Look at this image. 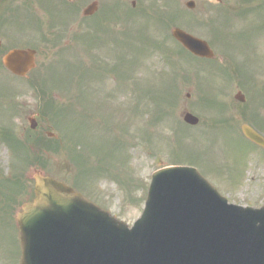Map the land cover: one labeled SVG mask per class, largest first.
I'll return each mask as SVG.
<instances>
[{"label":"rangeland","instance_id":"1","mask_svg":"<svg viewBox=\"0 0 264 264\" xmlns=\"http://www.w3.org/2000/svg\"><path fill=\"white\" fill-rule=\"evenodd\" d=\"M91 1L93 0L69 1L71 4L77 3L78 6L72 7L70 15L63 14L59 17L63 26V29L60 26L63 38L55 49L50 45L47 49L52 50L42 51L38 55L37 67L27 77L13 79L0 67V132L2 128H7L9 132L16 134L18 140L27 141L30 147L31 140L28 137L33 138L36 133L30 131L27 118L36 114L39 123L38 135H44L43 130L47 127L56 134L62 145L56 150L37 151L36 155L31 148L33 152L30 150V158L24 161L22 157L26 154V149L14 151L7 140L4 141L0 137V264L20 262L21 253L14 215L19 210V205L31 201L34 197L33 183L23 178L27 170L34 166H40L45 174L62 180L90 202L128 224H131L142 210L151 172L162 165L180 162L196 163L199 171L227 196L229 202L264 205V150L250 145L240 134L234 132L228 123L216 125V119L237 121L238 113L246 108L245 104L241 107L240 103L233 99L235 87L238 85L233 79L240 76L233 74L231 70L219 69L211 70L213 73L205 71L208 74H199L189 60L176 56H173L176 61L172 64L165 63V53L159 52L155 47L165 38L171 51L177 49L167 38L173 26L202 36L210 44L212 37L222 42L219 36L214 35L208 23L209 18L218 11L215 3L210 0H193L195 8L188 10L184 5L187 0H155L151 5L149 2L144 4L143 1L147 2L146 0L141 3L134 0V6H131L133 0H118L124 11L131 12L129 19H118L121 15L117 12L115 17L108 21L102 15L106 14L105 8L114 0H96L98 10L92 16L83 17L82 9ZM9 3L13 5V12H8L11 21L32 28L24 32L43 35L45 31V34H50L51 17L43 11L39 2L9 0ZM166 3L169 5L168 10L161 11L160 9L165 7L161 5ZM154 4H157L160 12L170 11L173 15L176 11L178 16L173 15L176 19L173 22L168 21V25H165L166 22L159 24L153 18H148L155 15L154 10L150 8ZM222 4L226 7L225 13L231 17L224 29L227 28L231 33L239 31L244 36H249L246 41L237 37L235 42H232V37L228 38L230 45L236 48L235 52L230 54V61L224 56L223 47L218 49L212 44L215 52L213 65L227 66L229 62L231 66L239 65V68L248 69L245 73L247 83L244 86L252 81L249 86L253 89L254 76L261 87V91L257 93L264 94V3L260 2L258 14L253 11L243 14L247 21L236 16V10H239L241 5L239 0H222ZM244 6H247V3ZM17 9L20 12H14ZM31 9L33 14L28 13ZM143 9L145 13L137 14ZM38 16L43 22L40 21L37 26L33 17ZM113 19H116V22H112ZM92 22L101 26L98 40L93 39L97 27ZM90 27L92 32L85 35L84 43L80 38V54H73V57L79 56L78 65L64 69L62 65L57 64L61 69L53 70L55 73H51L50 69L42 70V67L47 66L48 60L55 58L54 54L60 47L65 48L68 45L67 40L77 34L82 36ZM217 27L222 31L223 26ZM6 28L12 32L21 31L20 27L14 29L10 24L6 25ZM139 28V36L143 35L141 38H147L151 42L145 46L146 50H153L145 59L141 54L139 58L136 57L140 43L134 38L135 31ZM54 29L58 30L59 26ZM129 36L132 38L125 39ZM16 39L22 43L17 37ZM87 43H94L97 45L96 49L89 50ZM116 44L119 46L115 48ZM114 48L126 58L122 68L126 66V72H129V68L132 70L133 80L127 78L122 82V79L110 74L114 72L103 71L99 67L108 69L117 62ZM242 62L246 64L245 67L241 65ZM83 65L86 70L80 71L79 67ZM195 65L201 66L199 63ZM172 66H176L177 73H172ZM153 72H157L156 75ZM163 73H168L169 78L162 76ZM170 73L176 75L175 79L174 75L171 79ZM44 79L48 85L53 84L55 88L46 90L51 92L53 103L57 104L53 107H64L59 110L57 116L61 121L52 117L54 112L49 114L50 118L40 115L41 100L38 102V98L33 96L34 90L29 91L31 80L35 82ZM173 80L177 84L175 90H178V98L172 104L168 94L166 95L167 91L161 87L172 84ZM226 82L229 83L224 89ZM238 86L243 88L244 94H248L245 91L247 88ZM11 93L14 95L10 96ZM77 93L80 96L74 98ZM186 94H189V98H186ZM263 97L264 95H261L257 100L262 101ZM212 99L215 104L212 101L213 105L209 106L208 103ZM249 107L252 114H255L253 96L250 98ZM67 108L68 110H63ZM186 109L199 118L197 127L191 128L183 123L181 114ZM74 110L81 113L85 119L73 113ZM258 112L264 120V104L259 105ZM2 113L4 117L1 116ZM86 114H91L93 120ZM159 114L161 119L157 120ZM243 117L241 114L239 120L244 119ZM9 142L18 141L9 138ZM6 174L20 182L16 191L13 190L14 187L5 186L11 184L10 179L4 180L3 185L1 179H4ZM252 175V180H249Z\"/></svg>","mask_w":264,"mask_h":264},{"label":"water","instance_id":"2","mask_svg":"<svg viewBox=\"0 0 264 264\" xmlns=\"http://www.w3.org/2000/svg\"><path fill=\"white\" fill-rule=\"evenodd\" d=\"M188 6H192V3H188ZM95 9V4L92 3L84 10V14H90ZM172 35L193 54L212 56L204 41L178 29H174ZM32 55L28 50H13L3 58V63L14 74L25 75L33 67ZM184 120L189 124L197 123V118L189 113L184 116ZM242 129L248 139L264 147V140L260 136L246 127ZM157 175L153 176L150 195L156 188ZM30 177L34 180L35 199L32 203L23 204L22 213H17L15 217L22 250L21 264H77L72 241L63 229L66 220L73 219L75 224L71 227L80 234L81 221L97 218L103 227L105 224L101 215L114 223L116 221L64 184L44 175L41 170L32 169ZM170 177H167L162 191L156 189L154 192L157 205L169 201L180 203L178 216L181 225L166 227L170 236L165 239L164 246L170 255V264H264V221L258 218L261 216L264 220V208L255 211L257 216L254 217L249 210L228 207L229 212H222L224 215L221 216V221L215 218L212 219L214 222L206 219L220 229L209 226L205 230L202 227L205 225L201 226L200 221L204 217L199 216L198 210L202 200L195 202L194 190H190L184 183L172 181ZM64 193H72L73 196H64ZM204 201L206 204L210 203L206 199ZM204 208L210 211L211 208L214 209V203ZM172 213L176 214L177 210ZM47 231L48 236L45 238L43 233ZM92 234L95 235V232ZM121 237L133 249L137 247L138 234H125ZM185 244L190 245L192 254ZM39 245L44 250L40 257L36 253ZM175 247L179 248L177 254L173 251Z\"/></svg>","mask_w":264,"mask_h":264},{"label":"flooded vegetation","instance_id":"3","mask_svg":"<svg viewBox=\"0 0 264 264\" xmlns=\"http://www.w3.org/2000/svg\"><path fill=\"white\" fill-rule=\"evenodd\" d=\"M4 2L0 0V9L3 8ZM6 25L8 24H0V57L2 56L11 48H32L35 49V57H37L42 51L46 50H52V48L47 49L48 47H51L52 45L55 49V46L58 45L60 40L62 39V29L60 30V25L59 24H54L50 28V34L49 35H44L39 39L32 40L30 39L29 41H17L16 37L14 36V32L7 30ZM59 26V29L56 30L54 29L55 27ZM54 29V30H53ZM39 41V42H38ZM76 46V42H72L71 45H66V52H69L71 49H74ZM59 49L57 50V52ZM57 52L54 54L56 55ZM55 59L52 58L51 60H48V63H52ZM47 63V64H48ZM48 67V66H47ZM46 67H43L44 69ZM49 68V67H48Z\"/></svg>","mask_w":264,"mask_h":264},{"label":"trees","instance_id":"4","mask_svg":"<svg viewBox=\"0 0 264 264\" xmlns=\"http://www.w3.org/2000/svg\"><path fill=\"white\" fill-rule=\"evenodd\" d=\"M1 180H7V178L1 179ZM14 184H16L18 188L20 187V182L19 181L18 182H14Z\"/></svg>","mask_w":264,"mask_h":264}]
</instances>
